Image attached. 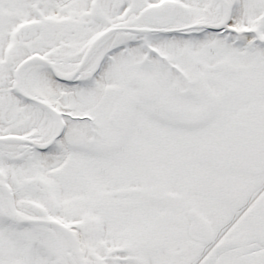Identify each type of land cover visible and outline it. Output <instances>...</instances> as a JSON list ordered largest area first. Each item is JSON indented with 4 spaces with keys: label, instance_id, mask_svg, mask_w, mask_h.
<instances>
[{
    "label": "flooded vegetation",
    "instance_id": "obj_1",
    "mask_svg": "<svg viewBox=\"0 0 264 264\" xmlns=\"http://www.w3.org/2000/svg\"><path fill=\"white\" fill-rule=\"evenodd\" d=\"M220 8L205 0H0V139L21 145L0 150V184L32 214L9 219L17 242L28 236V256L41 248L35 262L264 264V170L217 171L199 157L203 146L220 145L239 108L264 102L259 91L240 95L242 80L254 84L264 15L230 4L216 25ZM27 59L65 88L52 99L25 94L18 70ZM130 95L133 118L123 111L113 119ZM107 148L109 203L82 218L83 162ZM40 155L60 161L44 167Z\"/></svg>",
    "mask_w": 264,
    "mask_h": 264
},
{
    "label": "rangeland",
    "instance_id": "obj_2",
    "mask_svg": "<svg viewBox=\"0 0 264 264\" xmlns=\"http://www.w3.org/2000/svg\"><path fill=\"white\" fill-rule=\"evenodd\" d=\"M227 1L230 2L229 0ZM236 1L237 3L241 4L243 9L253 8L255 10V15L258 16V19H260V17L264 15V0ZM205 2L209 3L211 2V0H205ZM242 13L245 14L246 12ZM257 26H262V28H264V22L263 24L257 23ZM3 46L4 45H1V47ZM255 51L257 57L254 59V69L252 70L255 77L254 84L252 87H250L247 82H245L244 80L241 81L240 95L242 99L246 95H252L254 91H259V94H261L260 98L262 100L264 98V45H260L259 43ZM4 72L7 71L3 69L0 72V76ZM241 104H236V107L238 108L239 106H241ZM244 104H246V102H244ZM2 162H4L3 158L0 157V164ZM83 163L84 168L80 192L81 217L84 218L86 215H89L95 218L96 216L101 214V207H97L96 209L90 211L91 205L100 204V200L103 201V204L109 203V148L103 149L102 153H99V155H96L95 157L92 156L88 163L87 160ZM0 208L1 212L3 211L4 213L3 216L0 215V243L2 245V251L0 253V264H24L26 262L28 263L29 259L31 263H33L34 261L35 264H47L42 261L35 262V260H40L42 258L41 248L36 247L34 251L29 254V256L27 255L28 236H23V240L17 242V235L13 233V231H15V228L12 227L13 223L10 219H8L7 216L9 214V210L1 200ZM20 210L27 213L26 210ZM31 230L34 231V229ZM91 243L92 249H95L97 242L91 240ZM88 263L93 264L91 261H88Z\"/></svg>",
    "mask_w": 264,
    "mask_h": 264
},
{
    "label": "water",
    "instance_id": "obj_3",
    "mask_svg": "<svg viewBox=\"0 0 264 264\" xmlns=\"http://www.w3.org/2000/svg\"><path fill=\"white\" fill-rule=\"evenodd\" d=\"M133 103L131 99L121 101L115 112L122 114L130 111L132 115ZM200 158L210 162L218 170L230 167L239 171L257 173L264 169V105L253 102L248 107L238 110L227 124L225 137L220 147L204 146L200 151ZM10 205L14 211V204Z\"/></svg>",
    "mask_w": 264,
    "mask_h": 264
},
{
    "label": "bare ground",
    "instance_id": "obj_4",
    "mask_svg": "<svg viewBox=\"0 0 264 264\" xmlns=\"http://www.w3.org/2000/svg\"><path fill=\"white\" fill-rule=\"evenodd\" d=\"M226 18H227V11L223 9L220 12V17L217 18L216 20V24L217 25L220 24L221 22L225 21ZM250 40L251 39L247 37L244 40L245 44H248ZM74 67L75 66L72 65L65 70L59 69V72L61 74L69 75L73 71ZM18 77H19L20 87L23 90V92L27 95H30L31 91L34 90L40 93L41 95L45 96L46 98L52 99L54 98V96L57 95V93L61 89L65 88V86L62 83L57 82L51 77L48 67L38 59H30L26 61L25 64L19 70ZM48 141L49 140L47 139L44 143H47ZM0 147L7 151H16L20 147V143L13 139H7V140L1 139ZM40 157H41L40 158L41 163L43 164L44 167L47 166L48 161L50 160H54L56 162L60 161V158H58L57 156L40 155ZM0 200L5 204L8 203L6 192L3 191L1 188H0ZM18 215L20 220L31 219L30 215L23 212H18ZM61 231L63 232L64 236L66 237V239H68L70 245L74 249V242L70 233L66 229H62ZM75 233L80 237V234L77 230L75 231Z\"/></svg>",
    "mask_w": 264,
    "mask_h": 264
}]
</instances>
